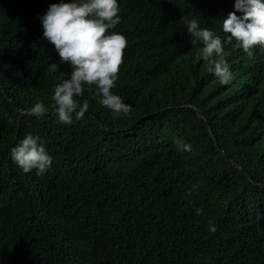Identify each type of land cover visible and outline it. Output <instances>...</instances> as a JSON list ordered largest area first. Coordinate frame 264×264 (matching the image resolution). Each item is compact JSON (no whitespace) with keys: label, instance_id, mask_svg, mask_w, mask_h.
<instances>
[{"label":"trees","instance_id":"trees-1","mask_svg":"<svg viewBox=\"0 0 264 264\" xmlns=\"http://www.w3.org/2000/svg\"><path fill=\"white\" fill-rule=\"evenodd\" d=\"M57 2L0 0V264H264V46L249 58L226 43L222 85L184 23L223 42L234 0H118L127 46L112 91L132 111L114 119L85 85L71 125L27 111L71 72L38 19ZM27 133L53 157L43 175L10 158Z\"/></svg>","mask_w":264,"mask_h":264},{"label":"clouds","instance_id":"clouds-1","mask_svg":"<svg viewBox=\"0 0 264 264\" xmlns=\"http://www.w3.org/2000/svg\"><path fill=\"white\" fill-rule=\"evenodd\" d=\"M233 11L222 20V30L228 33L225 40L211 29L201 28L199 20L193 16L185 18L186 32L192 37L191 43L203 45L201 58L209 64L208 71L227 85L233 75L224 58V45L235 39L249 58H254V47L264 46V0H234ZM118 0H58L47 7L38 17L42 27V37L54 46L60 63H68L70 74H64L61 82L55 85L51 104L37 100L27 111L36 117H43L50 109L58 121L71 125L81 120L89 108V101H81L84 86L89 90L95 87L94 98L110 110L114 119L127 116L131 105L112 91L118 80L119 66L123 62L127 38L123 33L113 31L120 22ZM239 13V15H237ZM50 72H58L57 63H49ZM181 152H191L193 146L180 138L175 141ZM10 158L25 173L35 170L43 175L53 163V157L46 143L38 135L25 134L12 148ZM194 183L186 196L198 190ZM203 212L195 208V215ZM256 221H264V212H257ZM208 230L215 233L214 223Z\"/></svg>","mask_w":264,"mask_h":264},{"label":"water","instance_id":"water-1","mask_svg":"<svg viewBox=\"0 0 264 264\" xmlns=\"http://www.w3.org/2000/svg\"><path fill=\"white\" fill-rule=\"evenodd\" d=\"M5 94L7 95V93L5 92ZM218 146V148L220 147L219 145H217ZM223 155L225 156V157H227L228 158V156L226 155V153L225 152H223ZM228 160L232 163V164H234V165H236V166H238L239 167V165H237V164H235L231 159H229L228 158Z\"/></svg>","mask_w":264,"mask_h":264}]
</instances>
